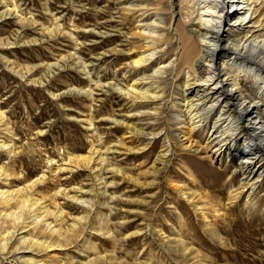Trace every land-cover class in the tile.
<instances>
[{
	"label": "rangeland",
	"instance_id": "1",
	"mask_svg": "<svg viewBox=\"0 0 264 264\" xmlns=\"http://www.w3.org/2000/svg\"><path fill=\"white\" fill-rule=\"evenodd\" d=\"M6 3H15L20 17H0V144H6L0 166L11 174L0 172V190L46 173L32 192L42 205L14 206L22 218L10 230L31 223L29 236L63 245L49 253L35 248L34 258L90 264L99 252L115 258L97 264H264V174L258 178L261 169L255 170L247 178L239 168L241 139L220 153L219 143L207 146L218 105L213 112L203 109L187 146L189 123L180 110L184 75L168 74L152 88L162 96L141 103L115 88V82L127 88L137 81L135 87H147L145 71L133 62L145 49L138 30L154 13L144 20L126 12L121 0H0V16ZM159 16L174 27L169 10ZM242 85L253 87L247 80ZM89 88L93 96L84 92ZM258 106L264 115V105ZM93 147L101 150L102 166L82 160ZM70 157L80 160L78 167L68 164ZM58 165L67 169L55 174ZM102 181L109 184L103 188ZM42 206L52 214L35 225ZM77 220L80 230L66 239L38 230L45 223L70 229ZM20 245L15 242L16 252L0 264H30Z\"/></svg>",
	"mask_w": 264,
	"mask_h": 264
},
{
	"label": "bare ground",
	"instance_id": "2",
	"mask_svg": "<svg viewBox=\"0 0 264 264\" xmlns=\"http://www.w3.org/2000/svg\"><path fill=\"white\" fill-rule=\"evenodd\" d=\"M121 1L126 12L144 17V20H147L150 13H154L155 18L141 24L138 30L145 49L143 48V53L136 57L133 62L136 67H140L145 71L141 79L148 80L147 87H135L141 81H137L135 82L137 84L133 83L127 88L115 82V88H117L119 94H126L125 99L131 97L133 103L156 99L163 94V91L162 93L152 91V88H159L157 83L165 79L170 73H174V77L184 75L182 88L185 93L180 110H184L182 111V114H184L182 117H186L183 122L186 119L189 123V130L184 134L186 143H188L187 146L192 144L193 141L190 136L186 135L200 127L199 124L204 119L203 109L207 106L213 112L214 106L218 105L220 109L216 110L219 113L212 115L211 118L212 125L207 138V146H210L209 144L213 142L219 143L216 152L220 153V150L225 147L226 149L234 148L236 141L241 139L243 150L236 151L240 156L238 166L245 171V174H248L247 178L252 176L255 170L261 169L258 176L260 178L264 174V115L261 107L258 106L259 103L262 106L264 105V0ZM166 2H168L167 8H165ZM4 7L5 10L0 16L1 18L12 13H15L18 18L20 17L15 3L12 5L6 3ZM166 10L172 13L174 27H171V22L170 25L168 22L166 24L164 19L159 16ZM178 16L179 19H176ZM138 21L142 22L143 19ZM168 35L171 36L168 37ZM171 38L176 41L169 42L168 40ZM162 44H170V47L162 50ZM9 61H7V64H10ZM10 65V69L27 78L28 75L15 69L12 64ZM56 66L57 68L61 67L58 63ZM147 69L148 71H146ZM246 80L252 82L253 87L249 90H244L242 85ZM154 84L156 86H153ZM80 91L77 90L76 92ZM84 92L88 93L89 96L94 95L92 88H89L88 92ZM3 115L0 112V117ZM89 125L91 127L92 119H90ZM5 145L4 142L0 144V146ZM11 152L12 149L9 153ZM163 156V154H160L157 159L160 161ZM67 160L68 164L71 162L77 167L80 164V160L76 157H70ZM82 160L88 165L97 161V164L102 166L104 157L101 155V150L93 147L90 155L83 157ZM50 163L48 164L50 165ZM255 164H257V167L253 170L252 165ZM66 169L58 165L55 174ZM109 170L113 171L112 173L118 172L115 168ZM0 172L5 173L7 178L11 176L7 170L2 172L1 166ZM45 174L38 176L24 186L15 187L11 190H0V205H2V210H0V258L3 259L10 252H16L13 251V246L17 242L27 248L28 251L26 252L29 253V256L26 260L30 264H63L61 259H57L58 257L55 258L57 260L55 263L34 258L38 255L35 248L43 249L49 253L50 249L62 250L60 248L63 245L61 243L54 244L51 240L29 236L30 231L25 230V228L29 227L31 223L25 221L27 224L21 232H19V229L10 230V227L14 228L18 225L22 218L19 212L14 211V206L19 205L20 208L28 207L32 209L35 207L34 209H36L37 206L42 205V199L33 196L32 192H34V187L38 182L45 180ZM248 180L247 183H249ZM102 182L104 183L103 188L106 187V184H109L106 181ZM59 192L62 191L57 190L55 195H58ZM84 199L80 200L83 207L86 206V210L91 209V201ZM44 208L45 206H42L40 209ZM37 213L40 216L37 214L33 216L35 225L42 223L47 216L52 214V211L46 208L44 213ZM62 216L63 212L61 211L57 218ZM80 219H84V217ZM89 221H87V224ZM49 225L50 223H45L47 227L45 229L38 228V230H42L44 234L50 231L51 236L57 235L56 239H66L69 236H74L80 230L77 228L79 225L78 220L74 222L73 227H69L70 229H62L60 224L59 228L53 229L48 227ZM20 229L22 228L20 227ZM102 233L105 234L106 232ZM108 237L111 238V234ZM93 248H95V245ZM55 255L58 256V254ZM114 258L96 252L93 259L90 260V264L108 263ZM198 262V264H204L202 261Z\"/></svg>",
	"mask_w": 264,
	"mask_h": 264
}]
</instances>
